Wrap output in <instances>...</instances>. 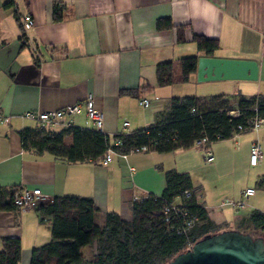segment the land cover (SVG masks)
I'll use <instances>...</instances> for the list:
<instances>
[{
  "label": "crops",
  "instance_id": "1",
  "mask_svg": "<svg viewBox=\"0 0 264 264\" xmlns=\"http://www.w3.org/2000/svg\"><path fill=\"white\" fill-rule=\"evenodd\" d=\"M8 2L12 5L5 6ZM55 4L64 6L59 22L53 21ZM25 18L33 20L28 30L22 29ZM159 21L170 22L171 28L158 29ZM194 35L217 40L219 49L213 57L256 62L257 78L205 88L194 85L199 84L195 71L186 82L160 86L158 63L205 56L198 51ZM35 48L41 52L40 60L33 54ZM128 89L137 95L123 92ZM236 90L247 96L264 95V0H0V111L9 117L0 122V185L39 188V203L55 195L89 196L100 214L115 211L130 221V202L160 195L165 171L174 169L189 174L197 201L209 217L229 225L222 230L246 231L238 223L249 210L241 213L239 207L220 206V202L240 200L243 190L253 187L255 195L246 204L264 211V184L258 183L264 178V124L256 131L210 142V163L203 161L196 144L125 157L114 153L104 164L37 154L24 150L20 139L22 128L36 125L33 119L20 116L25 111L62 108L80 103L87 95L104 112L103 129L113 143L118 133L155 122L173 96ZM142 99L148 101L146 107L140 104ZM71 121L89 127L83 109ZM55 127V131L61 129ZM255 139L262 158L251 167L250 145ZM245 177L243 187L240 181ZM50 230V217L37 209L0 212V248L4 236H19V264H29L31 249L46 243Z\"/></svg>",
  "mask_w": 264,
  "mask_h": 264
},
{
  "label": "trees",
  "instance_id": "2",
  "mask_svg": "<svg viewBox=\"0 0 264 264\" xmlns=\"http://www.w3.org/2000/svg\"><path fill=\"white\" fill-rule=\"evenodd\" d=\"M12 5L11 2L5 6ZM64 6H53V21L62 20ZM171 28L166 21L157 23L158 29ZM179 41H183L179 36ZM199 52L213 57L219 49L217 40L193 36ZM197 56L184 57L176 62L156 65L160 86L186 82L197 69ZM137 95L134 89L123 91ZM256 107V110L254 109ZM233 111L235 114H231ZM254 116L264 117V95L232 97L217 93L208 96L182 95L169 99L155 122L129 132L109 135L89 127L71 125L58 131L46 127H24L20 130L24 150L37 154L50 153L67 162L89 160L100 162L108 143L116 152L148 145L150 151H169L185 148L197 139L206 137L210 142L233 136L237 126H247ZM247 131V130H245ZM242 132V131H241ZM259 185L264 184V178ZM17 185H0V212L18 210L13 204ZM185 190L191 196L180 201L187 215L165 212L167 204ZM35 209L51 220L50 239L31 249L29 264H165L173 256L187 249L207 233L223 229L209 217L205 206L197 201L192 180L187 173L174 169L165 171V186L160 195L148 194L130 202L132 218L126 221L115 211L100 214L92 197L74 194L55 195L50 201L39 203ZM192 224L181 231L189 219ZM240 228L264 230V211L252 209L238 223ZM94 247L87 257L84 247ZM22 246L19 236L1 239L0 264H19Z\"/></svg>",
  "mask_w": 264,
  "mask_h": 264
},
{
  "label": "built area",
  "instance_id": "3",
  "mask_svg": "<svg viewBox=\"0 0 264 264\" xmlns=\"http://www.w3.org/2000/svg\"><path fill=\"white\" fill-rule=\"evenodd\" d=\"M33 26V20L31 18H25L22 21V29L28 30ZM33 54L36 60H40L41 52L38 48L33 49ZM140 104L143 107L148 105V101L146 99H142ZM84 110L86 115V119L89 122V128L96 129L98 131H102L107 134L103 129L104 122V112L97 108L94 104V99L92 95H87L80 103L76 102L71 105H67L62 108L52 109V110H38V111H25L20 116L22 118H30L36 122V125L39 127H46L48 129H54L53 126H59L61 128L68 127L73 125L71 121L72 115L79 113L81 110ZM256 110V107L254 108ZM231 114H235L231 111ZM9 117L3 115L0 111V122H7ZM264 124V117L254 116L248 123L247 126L238 125L237 131L234 132L233 136L237 135L241 131L245 130H257L260 125ZM124 127L128 126V122H124ZM194 144H196L203 154V160L207 163H210L213 160L212 151L209 148V141L206 137H202L197 139ZM150 148L148 145H141L139 147L131 148L129 152H116L111 148V144L108 143L106 147V152L104 157L100 160L101 163L106 164L111 160L112 154L116 153L120 156L125 157L128 153L135 152H148ZM262 158V150L261 145L257 139L253 140L250 145V153H249V163L250 165H256L259 160ZM255 189L253 187H246L242 193V199L240 200H232V199H223L220 202L221 205H231L233 207H240L244 205V199H247L249 196L253 195ZM191 196V192L189 190H185L181 195L177 198L181 200ZM41 199V191L39 188H28L24 185H19L14 192L13 195V204L16 206L18 210L24 209H35V207L39 204ZM179 202H172L167 204L164 208L165 212L174 211L175 213L180 214L181 216H186V210L179 205ZM194 219H189L186 221L184 227L181 231H185L187 227H189ZM193 243H189L188 247H190Z\"/></svg>",
  "mask_w": 264,
  "mask_h": 264
},
{
  "label": "water",
  "instance_id": "4",
  "mask_svg": "<svg viewBox=\"0 0 264 264\" xmlns=\"http://www.w3.org/2000/svg\"><path fill=\"white\" fill-rule=\"evenodd\" d=\"M257 76L258 64L254 61L198 58V81L255 80ZM167 264H264V239L237 229L207 233Z\"/></svg>",
  "mask_w": 264,
  "mask_h": 264
},
{
  "label": "rangeland",
  "instance_id": "5",
  "mask_svg": "<svg viewBox=\"0 0 264 264\" xmlns=\"http://www.w3.org/2000/svg\"><path fill=\"white\" fill-rule=\"evenodd\" d=\"M198 81V80H197ZM225 81H227V80H207V81H198V83L199 84H194V85H201L200 87H205V88H207V87H216V86H218V85H225V87H227L229 84V82H225ZM184 85H189V84H184ZM190 85H192V84H190ZM242 85H244V82H242ZM196 86H193L192 87V90H195V88H196ZM185 87H187V86H185ZM190 87V86H189ZM230 92H232V91H230ZM236 93H239V91L238 90H236V92L234 93V92H232V93H230V94H228L229 96H232V97H234V96H236L237 94ZM244 94V93H243ZM55 128H59V126H56ZM261 160V159H260ZM259 160V161H260ZM204 161V160H203ZM205 162V161H204ZM205 163H207V162H205ZM251 166V165H250ZM251 167H254V166H251ZM243 170H244V172H248V167H244L243 168ZM247 182V179H246V177L245 178H243V179H241V181H240V185H242L243 187L247 184L246 183ZM255 195V194H254ZM227 199H232V198H227ZM242 199V198H241ZM180 201V199H178V198H176L175 200H174V202H179ZM244 205H242V206H240L239 208H240V211H241V213H243V212H247L248 210H249V212L252 210V208L250 207V205H247L246 204V199H244ZM231 225V224H230ZM225 226L226 227H228L229 225H222V227L223 228H225ZM243 229H245L246 231H242V232H247V233H249V234H251L252 236H262L263 237V239H264V232H262V231H264V230H260V229H257V232H255V231H253V230H251V229H246V228H243ZM188 248V247H187ZM83 252L85 253V255L87 256V257H89L93 252H94V247H84L83 249ZM169 262V260L165 263V264H167Z\"/></svg>",
  "mask_w": 264,
  "mask_h": 264
}]
</instances>
